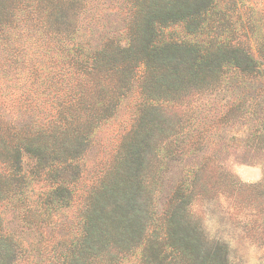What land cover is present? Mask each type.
I'll list each match as a JSON object with an SVG mask.
<instances>
[{
  "label": "trees",
  "instance_id": "1",
  "mask_svg": "<svg viewBox=\"0 0 264 264\" xmlns=\"http://www.w3.org/2000/svg\"><path fill=\"white\" fill-rule=\"evenodd\" d=\"M229 1L231 24L222 0H0V208L40 237L23 242L0 215V264H123L137 250L138 264H232L229 243L210 240L191 211L210 187L208 132L194 130L205 116L187 127L176 113L193 96L246 86L249 101L218 106L216 119L246 109L250 159L264 158V4L250 14ZM177 25L183 38H166ZM129 100V129L86 183L94 135ZM226 178L219 185L237 192Z\"/></svg>",
  "mask_w": 264,
  "mask_h": 264
},
{
  "label": "rangeland",
  "instance_id": "2",
  "mask_svg": "<svg viewBox=\"0 0 264 264\" xmlns=\"http://www.w3.org/2000/svg\"><path fill=\"white\" fill-rule=\"evenodd\" d=\"M103 4H116L114 0H102ZM224 3L231 2L222 0ZM253 2V3H252ZM264 4V0H242L246 10L252 14L250 8H255L256 4ZM228 4V3H227ZM248 8V9H247ZM235 8L232 3L228 4V10L222 13V19L231 17ZM230 10V11H229ZM255 18L260 20L258 16ZM226 20L231 24L232 20ZM221 20H219L220 22ZM227 25L230 26V24ZM264 24V18L257 25ZM231 30V28H230ZM169 40L183 38V28L173 26L165 32ZM233 37V33L230 35ZM237 37V34H235ZM6 54L0 56V63L4 60ZM31 59V61L29 60ZM38 60L32 56L26 59V66L32 69L37 65ZM144 67L139 69V76L144 73ZM246 86L233 88L228 91L221 90L213 93H203L199 96H193L190 99L192 108L176 110L177 114H188L186 119L187 127L192 125V120L196 119V112L205 116V125L194 127L195 131H207L205 141L199 146L204 151L207 162V172L203 173V182L209 183L206 194L197 197L193 203L192 215L194 221L206 231L212 241L229 243L231 250L232 264H264V158L260 161H254L250 158L254 156L247 148V144L255 145L258 140L251 136L255 130L254 118H248L244 115L246 109H235L226 117H218V106L227 105L228 102H238L242 106L248 102L251 93L242 95ZM134 101L124 102L118 110L115 118L105 124L96 132L93 137L92 147L87 155L81 161L84 169L83 180L90 183L94 174L101 168V162L105 163L110 158L116 147V141L119 135L128 130L130 119L135 113ZM172 115V114H171ZM224 122L225 125L221 124ZM218 141V145L212 144ZM248 141H250L248 143ZM255 141V142H254ZM264 148V140L256 145ZM217 156H214V154ZM209 154V155H208ZM264 154V153H263ZM264 156V155H263ZM204 157L194 158L193 163L202 160ZM210 159V161H209ZM27 166V163L25 164ZM218 166H220L218 168ZM216 168H218L216 170ZM168 172L165 175L166 186L175 178V171ZM212 171H215L213 175ZM227 177V181L238 185V191L230 194L224 191V187L219 185L218 175ZM44 186L36 185L33 188L35 192L43 189ZM218 188H221L218 190ZM216 190H218L216 192ZM227 190V189H226ZM158 213L161 214L159 206ZM0 215L3 226L8 233H14L20 240L28 244H36L40 237L35 233L28 232L25 227L20 226L17 216L9 209L0 208ZM31 251V248L29 249ZM141 257V250L134 252L129 262L123 264H138ZM20 261L17 264H33L31 259ZM30 261V262H29Z\"/></svg>",
  "mask_w": 264,
  "mask_h": 264
}]
</instances>
